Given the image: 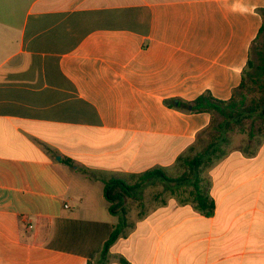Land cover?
<instances>
[{
    "label": "crops",
    "instance_id": "1",
    "mask_svg": "<svg viewBox=\"0 0 264 264\" xmlns=\"http://www.w3.org/2000/svg\"><path fill=\"white\" fill-rule=\"evenodd\" d=\"M261 8L0 0V264H96L120 221L102 178L183 173L211 114L165 101L230 99ZM248 148L202 169L211 215L186 200L187 185L173 194L156 183L126 199L128 225L107 264H264V141Z\"/></svg>",
    "mask_w": 264,
    "mask_h": 264
},
{
    "label": "trees",
    "instance_id": "2",
    "mask_svg": "<svg viewBox=\"0 0 264 264\" xmlns=\"http://www.w3.org/2000/svg\"><path fill=\"white\" fill-rule=\"evenodd\" d=\"M258 11L262 16V25L251 44L241 83L234 89L230 99L220 100L209 92H204L192 101L179 99L165 101L168 107L186 113L208 112L211 114L209 126L199 134L198 138L201 142L203 135L208 134L210 141L195 154L181 158L180 165L184 170L183 173L179 177L172 178L167 176L162 168H153L138 175L102 178L104 196L109 203V212L119 215L120 221L104 243L96 264L108 263L111 246L128 225L126 199L139 201L141 191L156 183L165 184V191L173 194L177 193L173 186L187 185L189 194L186 200L192 202L202 213L211 215L215 210V205L204 187L201 177L202 169L229 152L226 150L230 143L229 133L235 129L245 133L250 142L257 143L253 147L250 144L248 149L251 154H254L257 147L264 141V8ZM248 120H251L250 125L247 123ZM256 120H261L263 124L254 127L253 123ZM63 162L68 165L73 164L70 159H64ZM119 261L122 264H129L124 258H119Z\"/></svg>",
    "mask_w": 264,
    "mask_h": 264
},
{
    "label": "rangeland",
    "instance_id": "3",
    "mask_svg": "<svg viewBox=\"0 0 264 264\" xmlns=\"http://www.w3.org/2000/svg\"><path fill=\"white\" fill-rule=\"evenodd\" d=\"M247 123L250 125L251 120H248ZM262 124H263V122L261 120H256L253 123L254 127H258V126H260ZM202 138H203L202 141L201 142L199 141V143L197 144V150L202 149L210 141V137H209L208 134L203 135ZM229 138H230V143L226 147L227 151H232L234 149H244V148H246L248 146H251L250 144H252V147H253V146H255L257 144L254 141L250 142V140L248 139L247 135L245 133L239 131L238 129H235L231 133H229ZM169 175L175 176V175H178V174L169 173ZM147 190H148V188H147Z\"/></svg>",
    "mask_w": 264,
    "mask_h": 264
},
{
    "label": "water",
    "instance_id": "4",
    "mask_svg": "<svg viewBox=\"0 0 264 264\" xmlns=\"http://www.w3.org/2000/svg\"><path fill=\"white\" fill-rule=\"evenodd\" d=\"M57 160H60L61 159V157L60 156H57V158H56Z\"/></svg>",
    "mask_w": 264,
    "mask_h": 264
}]
</instances>
